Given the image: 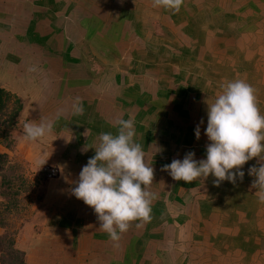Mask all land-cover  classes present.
Here are the masks:
<instances>
[{
    "label": "crops",
    "instance_id": "0c3cea01",
    "mask_svg": "<svg viewBox=\"0 0 264 264\" xmlns=\"http://www.w3.org/2000/svg\"><path fill=\"white\" fill-rule=\"evenodd\" d=\"M246 8L242 0H184L179 12L152 0H0V89L8 110L20 108L12 148L0 141V241L12 229L6 221L19 220L14 248L24 264H264V202L248 175L257 158L235 184L217 186L211 175L185 183L162 170L189 151L205 158L207 104L222 83L246 80L264 114V35L241 26ZM120 119L134 121L156 198L151 219L113 242L70 190L99 134H115ZM26 123L51 127L33 141ZM13 174L39 182L18 215L2 197Z\"/></svg>",
    "mask_w": 264,
    "mask_h": 264
},
{
    "label": "clouds",
    "instance_id": "9594fccd",
    "mask_svg": "<svg viewBox=\"0 0 264 264\" xmlns=\"http://www.w3.org/2000/svg\"><path fill=\"white\" fill-rule=\"evenodd\" d=\"M183 3L184 0H152L153 7L173 12H179ZM220 89L215 100L207 104L204 135L209 143L205 158L197 160L195 153L189 151L182 160L173 159L163 165L162 170L173 180L185 183L211 175L217 186L224 181L235 184L244 178L243 166L257 158L248 175L254 177L251 187L264 202V114L258 107L256 90L244 79L228 80ZM81 111L82 107L77 109L78 113ZM201 124L203 120L194 130L197 140ZM50 127L26 123L25 138L35 141ZM98 140L94 156L82 167L70 191L94 210L99 228L113 242H118L132 222L151 219L156 195L149 187L154 168L146 162L142 145L135 140L132 119L118 120L117 132H102Z\"/></svg>",
    "mask_w": 264,
    "mask_h": 264
},
{
    "label": "rangeland",
    "instance_id": "374dc122",
    "mask_svg": "<svg viewBox=\"0 0 264 264\" xmlns=\"http://www.w3.org/2000/svg\"><path fill=\"white\" fill-rule=\"evenodd\" d=\"M242 4H244V6H246L247 8L245 9V11L241 15V22H242L241 26H243V24H245V23L250 22L248 24L247 28L249 27L251 29V31H255V32L258 31V33L257 32L256 33L257 34L260 33V36H262V34L264 35V0H242ZM234 12H235V10H234ZM232 15L235 16V13L234 14L232 13ZM233 28H237V26H235ZM243 32H244V34H246V32H249V30H246ZM243 32L241 34H243ZM11 142L13 144V140ZM48 173H50V172H47V174ZM38 186H39L38 180H35L34 182H30L28 187L23 190V193L17 195L16 201H15L17 207H15V206L12 207L13 211H15V214L18 215L20 213H24V211L28 209L25 206V205L28 206V203H26V201H25L26 198L24 197V195L27 193H35V189L38 188ZM8 214H10V213H8ZM12 220L13 219H11L10 221H6L7 224L11 223V225H12V226H10V228H12V229H11V231H9L11 234L16 232L14 228H17L21 224V222H19V220L18 221L17 220L12 221ZM4 224H6V223H4ZM15 236H16V234H15ZM6 247H7V245H6ZM9 251L10 250H8L6 248L1 250V252H0V264L9 263L12 260V257L9 255Z\"/></svg>",
    "mask_w": 264,
    "mask_h": 264
},
{
    "label": "trees",
    "instance_id": "16d2710c",
    "mask_svg": "<svg viewBox=\"0 0 264 264\" xmlns=\"http://www.w3.org/2000/svg\"><path fill=\"white\" fill-rule=\"evenodd\" d=\"M10 99H11L10 95L6 91L0 89V108L1 109L9 108L8 103H9ZM19 110H20V108L16 107V106L13 109H11L10 114H9V120H8L10 125H14L15 119L19 113ZM4 162H6V157L3 155H0V164H2ZM10 178H11V176L5 175L3 177L2 186L8 185L10 182ZM17 195H18L17 192H14L12 194H8L6 192H3L2 197L10 198L11 201L16 203L15 201H16ZM0 225H3V219H1V218H0ZM15 234H16V232H14L12 234L10 232H8L4 237H2V239L0 241V252L2 249L6 248V249L10 250L9 255L12 257V260L9 263L4 262L5 264H24L23 263V254L14 248ZM6 245H7V247H6Z\"/></svg>",
    "mask_w": 264,
    "mask_h": 264
},
{
    "label": "built area",
    "instance_id": "2783aa9c",
    "mask_svg": "<svg viewBox=\"0 0 264 264\" xmlns=\"http://www.w3.org/2000/svg\"><path fill=\"white\" fill-rule=\"evenodd\" d=\"M11 110L1 109L0 108V141L9 149L12 148V138L10 136V130L13 125L9 123V114ZM29 178L26 175L13 174L10 178V182L8 185L4 186V192L8 194H12L17 192V194L23 193V190L28 187ZM17 207L16 203L14 204ZM6 209V207L4 208ZM9 211H13V208L8 209Z\"/></svg>",
    "mask_w": 264,
    "mask_h": 264
}]
</instances>
